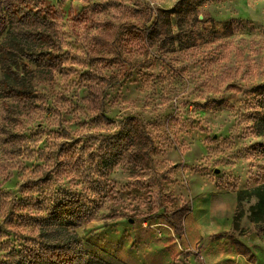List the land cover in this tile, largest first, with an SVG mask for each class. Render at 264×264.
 Listing matches in <instances>:
<instances>
[{
    "label": "rangeland",
    "instance_id": "rangeland-1",
    "mask_svg": "<svg viewBox=\"0 0 264 264\" xmlns=\"http://www.w3.org/2000/svg\"><path fill=\"white\" fill-rule=\"evenodd\" d=\"M31 1V8L57 9L67 46L61 72L52 79L37 75L34 90L47 103L18 113L9 109L11 101L8 110L0 102V264L8 263L13 249L37 239L42 190L59 185L53 163L46 167L40 151L54 137L94 131L83 100L84 75L102 70L104 57L109 63L103 74L112 80L105 115L140 119L155 147L150 172L119 166L108 176L94 204L95 220L78 230L87 264H206L209 251L220 247L223 253L238 236L256 232L249 218L256 198L242 202L239 231L233 215L238 193L264 184V137L254 128L264 116L257 103L264 90V0H197L195 10L176 9L183 0ZM138 10L170 13V53L127 44L133 39L127 30L142 25ZM107 25L120 53L96 45ZM180 39L190 48L181 51ZM77 180L65 183L81 191ZM185 209L196 215L184 219L179 236L170 217ZM196 219L231 229L202 243Z\"/></svg>",
    "mask_w": 264,
    "mask_h": 264
},
{
    "label": "trees",
    "instance_id": "trees-1",
    "mask_svg": "<svg viewBox=\"0 0 264 264\" xmlns=\"http://www.w3.org/2000/svg\"><path fill=\"white\" fill-rule=\"evenodd\" d=\"M31 6V0H0V102L6 104L8 110L11 101L9 109L18 113H29L40 102H46H43L44 94L34 90L37 75L52 79L61 72L63 50L67 46L57 9L50 7L46 12ZM196 6L197 0H183L176 9L195 10ZM86 11L87 8L82 13ZM136 15L142 25L127 30L129 38H133L127 44L138 49H157L161 54L170 53L174 39L170 13L138 10ZM104 30L96 45L106 52L120 53L113 42L114 29L107 25ZM189 44L180 39V50L189 49ZM68 54L70 51L65 55ZM103 60L106 61L102 70L92 69L84 75L88 95L83 100L88 115L93 117L94 131H82L72 138L54 137L50 146L40 151L46 167L53 163L51 169L55 170L59 185L52 184L42 190L45 202L37 205L35 217L38 219L34 221L37 239L25 241L19 250L13 249L8 263L4 264H87L89 253L84 249L78 230L95 220L94 204L105 193L108 176L119 166L135 174L152 169L155 141L143 122L136 117L115 121L104 113L105 95L112 80L103 74L109 63L107 57ZM32 65L36 68L32 69ZM257 103L264 114V90L257 95ZM254 128L264 137V116L256 120ZM65 178L78 179L84 189L80 191L76 186L67 185ZM253 197L258 202L250 208L249 218L254 230L264 237V184L238 193L234 230L241 228L242 202ZM189 213V209L177 210L170 217L179 236L184 234V219Z\"/></svg>",
    "mask_w": 264,
    "mask_h": 264
},
{
    "label": "crops",
    "instance_id": "crops-1",
    "mask_svg": "<svg viewBox=\"0 0 264 264\" xmlns=\"http://www.w3.org/2000/svg\"><path fill=\"white\" fill-rule=\"evenodd\" d=\"M195 212L196 211H194L193 214L190 212L188 216H195ZM225 220L227 221V217H225ZM197 221L198 231L196 232V234L200 236V240H202V243H206L211 238V236L215 234L218 235L221 234V232L223 231L226 232L230 231L231 229V224L230 226H228V228H223L218 220H211V222L207 225L199 223V220ZM193 233L194 232L192 230L189 235L192 236ZM236 243L243 246L245 250L239 249ZM218 249H220V247H218L214 252L211 253L209 251L204 255V258L206 259V264H264V241L263 237H260L257 232L238 236L237 239L231 242L230 246H228L223 253L220 252ZM195 260L196 258H194L193 263L195 262Z\"/></svg>",
    "mask_w": 264,
    "mask_h": 264
}]
</instances>
